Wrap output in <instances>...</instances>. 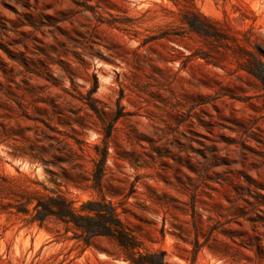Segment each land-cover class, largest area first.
Returning a JSON list of instances; mask_svg holds the SVG:
<instances>
[{
    "label": "rangeland",
    "instance_id": "obj_1",
    "mask_svg": "<svg viewBox=\"0 0 264 264\" xmlns=\"http://www.w3.org/2000/svg\"><path fill=\"white\" fill-rule=\"evenodd\" d=\"M261 76L264 0H0V173L105 196L165 264H264ZM71 235L2 213L0 264H127Z\"/></svg>",
    "mask_w": 264,
    "mask_h": 264
},
{
    "label": "trees",
    "instance_id": "obj_2",
    "mask_svg": "<svg viewBox=\"0 0 264 264\" xmlns=\"http://www.w3.org/2000/svg\"><path fill=\"white\" fill-rule=\"evenodd\" d=\"M194 28L199 25L191 22ZM264 80V76H261ZM98 161L105 160V145H95ZM99 162V163H100ZM98 163V165H99ZM100 166V172L102 168ZM97 186L101 177L95 175ZM101 188V187H96ZM15 215L26 226H47L49 222L61 223L65 233L73 231L68 238L90 243L93 237L107 236L112 238L122 252V258L127 264H165L166 252H148L144 243L124 223L117 206L101 196L99 199L81 201L70 198L54 189H49L43 182L28 176L8 175L0 173V214Z\"/></svg>",
    "mask_w": 264,
    "mask_h": 264
}]
</instances>
